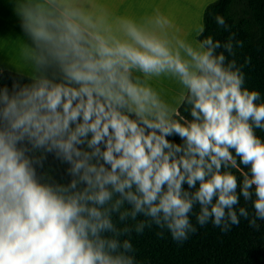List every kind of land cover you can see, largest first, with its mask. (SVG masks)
<instances>
[{
	"label": "clouds",
	"instance_id": "obj_1",
	"mask_svg": "<svg viewBox=\"0 0 264 264\" xmlns=\"http://www.w3.org/2000/svg\"><path fill=\"white\" fill-rule=\"evenodd\" d=\"M141 7L21 6L35 70L0 87V264H141L146 229L183 244L209 224L264 227V92L235 58L244 41L223 14L222 42ZM50 154L66 183L38 175Z\"/></svg>",
	"mask_w": 264,
	"mask_h": 264
},
{
	"label": "trees",
	"instance_id": "obj_2",
	"mask_svg": "<svg viewBox=\"0 0 264 264\" xmlns=\"http://www.w3.org/2000/svg\"><path fill=\"white\" fill-rule=\"evenodd\" d=\"M215 14H223L231 26L229 31L244 41L243 48L236 49L235 58L241 65L245 64V57L251 58L243 69L247 75L246 86L264 92V0H218L207 6L203 22L209 33L223 42L229 31L216 26ZM23 76L0 69V87L7 85L11 93L12 83L22 80ZM66 167L50 154L43 168H38V175L43 180L54 178L53 183H66L69 179L64 174ZM157 233L153 228L146 229L143 236H133L141 264H264V227L253 230L247 221L242 220L238 228L226 234L209 224L183 244L175 243L166 231L162 237Z\"/></svg>",
	"mask_w": 264,
	"mask_h": 264
},
{
	"label": "crops",
	"instance_id": "obj_3",
	"mask_svg": "<svg viewBox=\"0 0 264 264\" xmlns=\"http://www.w3.org/2000/svg\"><path fill=\"white\" fill-rule=\"evenodd\" d=\"M215 1L218 0H213ZM43 2L44 0H0V69L2 71L27 75L35 70L31 59L32 41L22 28L21 6L31 8ZM95 2L105 4L104 0H95ZM123 3L125 4V0ZM54 70L47 66L40 68L41 73L51 74ZM166 96L169 98L170 95L166 94Z\"/></svg>",
	"mask_w": 264,
	"mask_h": 264
},
{
	"label": "rangeland",
	"instance_id": "obj_4",
	"mask_svg": "<svg viewBox=\"0 0 264 264\" xmlns=\"http://www.w3.org/2000/svg\"><path fill=\"white\" fill-rule=\"evenodd\" d=\"M123 1L104 0V3L109 7L110 11L116 14H125L127 12L132 15H143L145 13L151 15L153 8L141 7V5H158L160 10L169 16L175 27L180 30L179 34L187 36L189 39L195 36L198 26L204 23L205 6L213 2V0H125L124 4ZM153 85L163 88L165 93L170 95L169 98L178 96V86L172 82L154 80Z\"/></svg>",
	"mask_w": 264,
	"mask_h": 264
}]
</instances>
